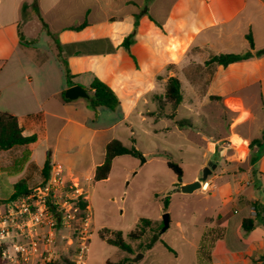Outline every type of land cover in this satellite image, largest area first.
<instances>
[{
  "label": "crops",
  "instance_id": "0c3cea01",
  "mask_svg": "<svg viewBox=\"0 0 264 264\" xmlns=\"http://www.w3.org/2000/svg\"><path fill=\"white\" fill-rule=\"evenodd\" d=\"M144 8L127 50L124 38ZM85 20L83 29H71ZM248 51L251 58L226 67L207 63L214 55ZM66 71L84 88L98 77L116 93L120 107L100 109L96 116L86 98L65 101ZM171 76L181 82L182 102L187 98L197 112L228 98L264 102V0H0V112L17 116L24 135L37 136L31 144L0 151V174L6 173L13 186L26 180L31 188L44 181L41 171L49 159L51 169L60 166L69 181L89 186L108 142L126 135L134 143L132 116L152 115L154 123L175 116L182 102L176 109L161 104ZM155 100L157 112L149 108ZM167 105L171 114L164 111ZM168 128L154 126L153 132ZM251 143L238 132L217 138L219 158L254 177L244 185L224 167L214 172L217 164L202 181L208 189L192 192L202 196V219L177 221L178 234L169 242L160 239L170 249L161 241L163 251H156V244L147 249L159 257L157 264H167L165 252L173 253L176 264H264V196L251 187L255 182L264 187V153L258 148L262 141ZM201 179L195 175L183 185ZM169 206L170 201L166 211ZM245 219L256 223L249 232L243 229ZM204 236L212 243L206 249L209 262L200 260Z\"/></svg>",
  "mask_w": 264,
  "mask_h": 264
},
{
  "label": "rangeland",
  "instance_id": "374dc122",
  "mask_svg": "<svg viewBox=\"0 0 264 264\" xmlns=\"http://www.w3.org/2000/svg\"><path fill=\"white\" fill-rule=\"evenodd\" d=\"M242 102L233 103L228 98L225 103L205 104L199 112L191 110L187 98L178 107L174 117H162L158 122H153L152 115L144 119L132 116L134 139L122 136V141L128 147L134 146L140 151V156L122 155L113 160L112 170L107 179L91 182L85 187L89 203L93 232L90 241V252L87 264H105L106 261H117L127 254L118 247L108 244L99 237L102 228L120 230L125 240L131 243L136 255L131 256L133 264L158 263L159 257L139 250V244H147L156 237L155 250L163 251L160 239L166 242L178 234L177 221H199L204 216L201 198L195 193H184L183 182L198 175L202 177L205 168L215 165L214 172L221 173L224 167L228 173L237 175V178L247 185L254 177L253 173L239 172V164L228 163V158H219L216 140L219 136L230 135L238 132L245 142L251 143L254 138L262 143L258 146L260 154L264 153V102L260 97H246ZM154 112L160 109L155 100ZM167 114L172 113V108L164 106ZM255 116L256 120L252 117ZM188 120L191 125L183 127L175 124L176 121ZM168 125L165 131L153 132V128ZM120 130L129 133V130L120 127ZM206 136H212L209 140ZM240 151H243L241 149ZM259 154V155H260ZM143 158L145 159L143 161ZM168 160L179 164L183 169L182 181L168 167ZM218 162V163H217ZM19 162L11 166L17 168ZM246 169L250 161L243 165ZM254 168L253 171H256ZM213 171V169H212ZM226 174V172H225ZM35 180L39 179L37 172ZM212 175H209V178ZM252 189L259 187L264 196V187L255 182ZM14 191V186L9 182V176L0 174V199H9ZM200 191V190H199ZM170 201L169 210H164L165 199ZM168 213L172 224L170 228L161 233L163 214ZM141 218L153 220L152 228L142 241H132L127 235L135 229ZM162 242V241H161ZM70 250H72L70 248ZM167 264H176L173 253L165 252Z\"/></svg>",
  "mask_w": 264,
  "mask_h": 264
},
{
  "label": "built area",
  "instance_id": "2783aa9c",
  "mask_svg": "<svg viewBox=\"0 0 264 264\" xmlns=\"http://www.w3.org/2000/svg\"><path fill=\"white\" fill-rule=\"evenodd\" d=\"M87 198L86 189L58 166L43 182L1 201L4 264H70V248L73 264H87L93 232L90 210L81 206Z\"/></svg>",
  "mask_w": 264,
  "mask_h": 264
},
{
  "label": "trees",
  "instance_id": "16d2710c",
  "mask_svg": "<svg viewBox=\"0 0 264 264\" xmlns=\"http://www.w3.org/2000/svg\"><path fill=\"white\" fill-rule=\"evenodd\" d=\"M143 14H146L145 8L142 9L139 13H136L134 15L135 21H134L133 31L130 33V35L124 38V41L122 43V45L127 50H130V45L133 42L134 37L137 33L140 17ZM87 24L88 22L85 20L80 25L71 27V29L81 30ZM158 25L162 28L160 24ZM247 39L249 40L250 48L253 49L254 41L251 34L247 35ZM20 41L23 44H27V45L30 44L29 42L24 41L21 35H20ZM251 57H252L251 51H248L246 53H222V54L214 55L207 61V63L217 64L226 67L231 63L238 62L244 59H249ZM171 67L172 65H169L167 66V69H171ZM66 78L68 85L71 86L75 84L73 79L76 78V76H72L66 71ZM85 89L89 94V98H87L88 108L94 111L96 116L98 115L100 109H108L111 111H115L120 107V100L116 95V93L109 85H107L104 81H102L98 77L94 76L92 78L90 86L85 87ZM62 97L64 98L65 101L70 100L64 97V93H62ZM212 98H220V97H212ZM182 100H183V96L181 91L180 80L175 76L169 77L166 80L164 101H161V104L163 103L170 104L173 109H176L181 104ZM177 125L183 127L191 124L188 120H180L177 121ZM36 140H37L36 135L26 136L23 134V129L19 124V120L17 116L7 112H0V151L9 150L16 146L28 145L35 142ZM258 142H259L258 140H254L250 146H253ZM105 150H106L105 160L102 164L98 165L95 170V174H94L95 181L105 180L109 177L110 172L112 170V164L114 158L122 155H131L135 157L141 155L140 151L137 150L134 146L128 147L121 140L116 138L107 143ZM167 165L178 178L183 177V169L179 164L175 163L172 160H168ZM50 172H51V164L49 159H47L41 171L44 180H46L49 177ZM27 190H28L27 181L26 180L19 181L14 185V193L11 197L12 198L16 197L18 194L26 192ZM168 204H169V200L168 198H166L164 203L165 211L168 207ZM81 206L83 209H88L89 203L87 201L83 202ZM152 224H153L152 219L141 218L137 223L135 229L132 230L127 235V237L132 241H142L145 238L147 232L151 230ZM162 225L163 222L161 223L160 228L162 227ZM255 225L256 223L253 219H245L243 221V229L245 232H249L252 229H254ZM99 237L102 240H105L108 244L118 247L120 250H122L127 254V256L117 261L108 260L106 261L105 264H133L132 262L133 257L131 256H134L137 253L134 246L125 240L122 231L102 228L99 231ZM206 237L204 236L200 246V260L204 262H209L210 259L209 257L206 256V249H209L212 246V243ZM156 239L157 238L154 237L151 240V242L147 244H143V243L139 244V250L142 252L148 248H151L154 245ZM162 243L165 247L170 249L168 245H166L164 242ZM3 248L4 246L0 244V264H4L2 258ZM72 253L73 250H70V264H73V262L71 261ZM64 260L67 263H69V260L67 258H64Z\"/></svg>",
  "mask_w": 264,
  "mask_h": 264
},
{
  "label": "water",
  "instance_id": "95a60500",
  "mask_svg": "<svg viewBox=\"0 0 264 264\" xmlns=\"http://www.w3.org/2000/svg\"><path fill=\"white\" fill-rule=\"evenodd\" d=\"M64 97L70 100H74V99H78V98H89V94L86 91V89L80 85V84H75L73 86H70L69 88H67L64 92ZM145 159L143 158V161ZM215 165L209 164L205 170L204 173L202 175V179L201 180H196L194 182L191 183H186L182 186V191L184 193H192L193 191L200 189L202 186V181H205L208 176L211 174L212 169L215 168ZM182 180V178H180V181ZM170 225V217L168 213L163 214V228L161 230V232L166 231V229L169 227Z\"/></svg>",
  "mask_w": 264,
  "mask_h": 264
}]
</instances>
